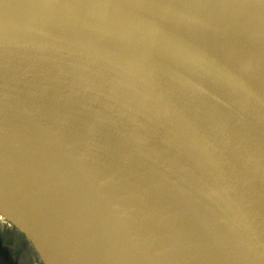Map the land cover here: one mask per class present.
<instances>
[{
    "label": "water",
    "instance_id": "obj_1",
    "mask_svg": "<svg viewBox=\"0 0 264 264\" xmlns=\"http://www.w3.org/2000/svg\"><path fill=\"white\" fill-rule=\"evenodd\" d=\"M195 1L222 2L264 21V0ZM83 2L126 22L129 36L140 47L117 50L107 46L85 20L57 0H0V104L6 106L9 147L50 224L62 232L53 207L60 166L104 207L115 211L129 207L121 218L142 217L201 245L202 254L183 251L191 262L255 264V242L242 233L221 202L207 168L185 141V129H169L128 67L169 53L165 63L192 90L254 110H264V74L222 71L189 42L153 24L126 0ZM45 13H50L47 24L56 35V44L36 23ZM68 41H73L72 52L58 44ZM79 46L86 47L89 56L80 54ZM86 109L112 111L123 125L136 130L145 149L139 152L121 137L108 155L103 154L89 132ZM245 208L264 219L263 210ZM33 241L46 251L42 239L34 237ZM262 244L264 239L258 245Z\"/></svg>",
    "mask_w": 264,
    "mask_h": 264
},
{
    "label": "bare ground",
    "instance_id": "obj_2",
    "mask_svg": "<svg viewBox=\"0 0 264 264\" xmlns=\"http://www.w3.org/2000/svg\"><path fill=\"white\" fill-rule=\"evenodd\" d=\"M57 1L74 10L91 26L93 35L107 46L117 50L140 47L129 36L130 27L126 22L106 16L85 5L83 0ZM126 1L153 24L189 42L222 71L228 69L248 76L264 74V36L260 28L264 21L246 10L222 2ZM49 14L40 15L36 23L56 44V35L47 24ZM62 21L65 26L66 18ZM72 43L58 44L61 49L72 52L69 47ZM78 52L89 56L86 47L79 46ZM167 57L169 53H163L130 65L128 70L169 129L172 132L178 126L185 129V141L207 168L221 202L232 213L242 233L255 242L257 255L252 256L253 262L264 264V244L258 245L264 239V219L245 208L250 205L264 212V110L236 106L226 99L195 92L165 63ZM70 69L76 77H81L75 68ZM96 111L105 121V115L108 117L113 133L115 126H119L127 131L136 150L145 149L137 140L136 130L123 125L112 111ZM7 125L6 106L2 103L0 198L32 241L34 237L44 241L46 251L33 243L46 257V264H198L183 252L203 253L193 241L142 217L121 218L129 207H118L116 211L104 207L88 196L60 166L53 207L63 229L57 231L10 150ZM89 132L101 152L108 155L110 148Z\"/></svg>",
    "mask_w": 264,
    "mask_h": 264
},
{
    "label": "rangeland",
    "instance_id": "obj_3",
    "mask_svg": "<svg viewBox=\"0 0 264 264\" xmlns=\"http://www.w3.org/2000/svg\"><path fill=\"white\" fill-rule=\"evenodd\" d=\"M262 33L264 36V31H262ZM262 45H264V44H262ZM85 112H86V115L89 117L88 122H89L90 131L104 145L111 148L112 144L117 139H119L121 137H125V138H127V140L129 139V137L127 136V134H128L127 131L124 130L123 128L119 127V126H115L116 130H114V133L111 131L112 127H111L109 119L106 115H105V117H106L107 121H105L104 116L102 114H100L99 112H97L95 110L86 109ZM123 133H125V135ZM128 141H129V143H131L133 145V147H136L135 144L132 143V141H130V139ZM137 151L142 152V149H139ZM0 208L3 210V214L6 215L7 218H11L12 221L16 222V220L12 217L11 213L9 212L6 204L4 205L2 203L1 198H0ZM0 230L2 232H4L5 234H9L13 237H18L21 240L22 252L26 253V256L28 255L27 256L28 257L27 264H46L44 259L41 256L40 252L35 248V246L30 242V240H28L25 237V235L23 234L24 232L22 233L23 234L22 235L21 233L15 231L14 226L10 223L8 225H2V226L0 225ZM139 247H141V246L139 245ZM200 248H201V245H200ZM150 261H151V259H150ZM247 264H250V263H247Z\"/></svg>",
    "mask_w": 264,
    "mask_h": 264
},
{
    "label": "crops",
    "instance_id": "obj_4",
    "mask_svg": "<svg viewBox=\"0 0 264 264\" xmlns=\"http://www.w3.org/2000/svg\"><path fill=\"white\" fill-rule=\"evenodd\" d=\"M260 28H261V31H264V24H262ZM2 203L5 205L3 201ZM8 210L11 213L12 217L16 220L10 208H8ZM16 222L20 224L18 220H16ZM16 222L12 221L11 218H7V216L3 214V210L0 208V225L1 226L8 225L9 223L12 224L14 226L15 231L21 234L24 232L23 234L25 235V237L28 240H30V242L35 246L32 239L24 231L23 226L20 224L21 227H19V225ZM21 245H22V242L18 237H13L9 234H5L4 232L0 230V264H27L28 255L26 256V253L22 252ZM35 248L39 251V249L36 246ZM41 256L42 258H44V260L47 261L46 257H44L42 254Z\"/></svg>",
    "mask_w": 264,
    "mask_h": 264
}]
</instances>
